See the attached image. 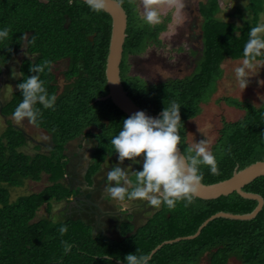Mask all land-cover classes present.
<instances>
[{
  "label": "trees",
  "instance_id": "1",
  "mask_svg": "<svg viewBox=\"0 0 264 264\" xmlns=\"http://www.w3.org/2000/svg\"><path fill=\"white\" fill-rule=\"evenodd\" d=\"M120 4L127 14L120 62L123 88L150 115L161 112L171 101L178 102L182 120L179 147L190 155L191 146L185 142L186 123L200 113V103L216 91L223 60L245 59L243 47L249 29L257 25L259 12L264 11V0H250L251 16L240 24L219 17L218 0L199 2L202 42L200 50H194L193 70L156 83L129 74L128 58L149 45H158L164 27L141 21L129 0ZM237 9L234 13L242 16ZM4 27L9 34L0 40V74L2 65L15 58L27 31V50L35 55L21 61L17 84L36 74L30 72V66L48 61L39 77L48 93L56 96V102L53 108L35 105L40 110L35 124L45 128L55 142L52 154L31 155L21 150L26 138L11 120L23 99L20 89L14 90L7 101L2 100L0 116L5 119V127L0 131V264H126L127 254L150 253L165 240L194 234L205 219L218 211L243 214L256 207L255 199L235 191L214 199L197 197L188 206L179 201L172 209L162 203L143 224L125 222L118 237L95 231L81 218H36L43 204L50 211L51 201H66L74 192L61 181L66 172L65 144L90 128L83 134L97 140L90 174L115 153L110 138L118 133L128 115L111 99L101 98L108 92L104 69L111 17L107 12H92L82 0H0V28ZM62 59L66 60L62 72L65 81L57 93L60 86L52 69L53 63ZM257 60H264V56ZM222 100L243 109L244 114L234 121H222L210 147L219 175L212 174L207 165H200L202 182L206 184L229 178L236 167L264 159V101L255 106L229 96ZM43 174L48 175L49 184L10 200V187L21 186L26 179L38 181ZM243 189L259 194L264 201V176L256 177ZM61 225L67 226L63 235L59 232ZM62 240L72 245L68 253L63 251ZM105 256H111V260ZM230 257L243 264H264V203L253 218L216 217L193 238L163 243L151 255L149 264H200L202 258H206V264H227Z\"/></svg>",
  "mask_w": 264,
  "mask_h": 264
},
{
  "label": "clouds",
  "instance_id": "2",
  "mask_svg": "<svg viewBox=\"0 0 264 264\" xmlns=\"http://www.w3.org/2000/svg\"><path fill=\"white\" fill-rule=\"evenodd\" d=\"M83 2L95 13H101L107 7V0ZM121 2L122 0H114V5L118 6ZM160 2L161 0H141L142 13L138 18L148 25L159 24L162 19L158 8ZM8 34L7 27L0 28V40ZM243 54L245 59L234 69L242 89L248 83L252 70L264 65V61L255 62L256 57L264 56V25L249 29ZM49 63L45 61L44 64L30 66V72L36 74L29 75L18 83L17 87L23 99L12 113L15 121L21 122L26 118L35 123L40 115V110L35 107L37 103L43 108L54 107L56 96L48 93L44 81L39 77ZM180 106L178 102L171 101L162 109L159 118L147 115L144 110H137L122 120V127L110 138L116 160L120 162L112 165L106 172L107 192L111 198L118 201L140 199L155 208H159L163 203L172 209L179 201L188 206L194 202L200 191L203 179L200 165H207L212 174L219 175L216 157L206 147L205 139H200L188 148L190 155H185L180 150ZM126 158L131 164L141 165L134 172V181L129 178L125 168L121 167ZM66 231L67 226L61 225L60 234L63 235ZM61 243L64 253H68L72 247L71 243L64 240ZM105 258L111 260V256ZM124 259L126 264H149L151 253L139 256L129 253Z\"/></svg>",
  "mask_w": 264,
  "mask_h": 264
},
{
  "label": "rangeland",
  "instance_id": "3",
  "mask_svg": "<svg viewBox=\"0 0 264 264\" xmlns=\"http://www.w3.org/2000/svg\"><path fill=\"white\" fill-rule=\"evenodd\" d=\"M131 7H136L142 13L141 0H129ZM207 0H161L158 5L161 13V22L156 25L163 26L160 31L158 45H149L140 54L130 56L128 58L129 74L138 75L149 83H156L170 77H182L191 73L194 66V50L201 48V14L199 13V2ZM250 0H218L220 5L219 17L227 20H233L240 24L244 18L251 16V11L248 8ZM239 7V9H237ZM241 11L242 16L237 15ZM257 25H264V11L259 12ZM24 55V49H20L15 58L12 59L6 66V72L0 77V100L7 101L17 87L18 65L20 59ZM244 59L225 58L222 62L223 73L217 82L216 91L208 98L207 101L201 102V111L195 117L189 119L186 123V139L185 142L192 146L200 139L207 141L206 147L210 150L211 145L215 142L219 129L222 126V121H234L243 116L244 110L227 105L222 98L229 96L239 100H245L255 106H260L264 101V65L256 67L250 73L248 83L242 89L236 79L234 69L239 66ZM264 60H257L261 62ZM254 62V63H255ZM54 73L57 75L60 82L63 78V70L66 67V60L58 61L55 65ZM12 122L17 126H25L27 132H33V128L26 126L27 121L24 119L21 122ZM5 127V120L0 116V131ZM30 130V131H29ZM94 147L97 145L95 137H91ZM87 139V138H86ZM86 142L85 138L80 139ZM38 147V146H37ZM31 146H22L21 150L32 153ZM91 153L92 158L94 154ZM90 155V157H91ZM138 164L133 172L129 173V178L135 180L134 172L139 169ZM47 174H43L38 181L26 179L21 186L10 187V200H14L18 195L28 194L41 190L45 185L49 184ZM106 185V184H105ZM108 185V184H107ZM126 202V200H125ZM52 210L48 212L46 205L43 204L37 211L38 217L48 216L52 218L51 212H59L62 203H53ZM122 204V203H121ZM120 206V204H119ZM153 208V207H152ZM125 209V207H124ZM153 212L149 210L147 215L139 218L137 224H143L147 217ZM50 215V216H49ZM128 217V218H127ZM78 218L82 219L79 215ZM130 215H124L122 219L113 217L110 220L116 228H109L105 232L108 235L118 237L120 235V227L125 222L129 221ZM130 222V221H129ZM200 264H206V258H202ZM227 264H243L235 257H230Z\"/></svg>",
  "mask_w": 264,
  "mask_h": 264
},
{
  "label": "flooded vegetation",
  "instance_id": "4",
  "mask_svg": "<svg viewBox=\"0 0 264 264\" xmlns=\"http://www.w3.org/2000/svg\"><path fill=\"white\" fill-rule=\"evenodd\" d=\"M27 37H28L27 31H25V33L23 34L22 41H21V46L17 50V52H18L20 49H22V48L24 49V55L19 61L18 72H19L21 61L24 60L25 58L32 59L33 56L35 55L34 53L28 52V50H27V40H28ZM17 52H16V54H17ZM62 60H64V59H62ZM59 61H61V60H59ZM56 63H53V66H54V69H52L53 71H56L55 70ZM7 64L2 65V72L0 74V77L3 75V72H6V68H7L6 65ZM56 78H57V82L59 83V86H60L58 91H57V93H58L60 89H63V86H64L63 83L65 80H64V75L62 78L63 82L59 81L57 75H56ZM0 104L1 105L3 104L2 100H0ZM25 120L27 121L26 126H28V127L30 126L31 128H33V132H31L30 130H29L30 132H27V130L24 129L25 126L22 127V126H17L15 124L19 129L22 130V132L26 138V142L23 146H26V147L31 146L33 148L32 149L33 152L30 153L31 155L37 154L39 152H44L46 154H52L51 151L53 150V148L55 146V142L52 140L51 134L45 128H43V127H41V126H39L33 122L28 121L26 118H25ZM88 129H90V128L85 129L82 132L80 137L78 136V137L73 138L70 141H68L67 144H65V148L63 150V152L67 155L68 151H71L74 148V146H76L77 149L78 148L82 149V153H83L81 158L76 162L67 158V157L65 159L66 160L65 167H66V170H68V172L64 174V176L61 178V181L64 182L63 179L65 178L67 180L66 182H68L67 185H68L69 189H71L74 192L66 201H64L63 206H69L68 209L71 213L81 212L80 215L83 218H86V219L89 217L93 218L92 220L94 221L95 225L98 224L96 222L98 219V221H99L98 228H99V226H102V227L107 226L108 229L109 228H116L117 225H113V223L110 219L113 217H119L120 219H122L124 215H130V219H128L130 222H133L134 224L138 223L139 218L147 215L149 210H151V209L154 210L155 207L147 204L145 201L140 200V199H135V200H131V201L126 200V202H125V201L114 200L113 198H111L109 196V194L107 192L108 182L106 181L105 177H106L107 170L112 165H114L116 163H120L116 160V153H113V154H110L109 156H107L105 158V160L102 162L101 166L97 170H95L94 172H91L89 174V171H90L91 165H92V161H93L91 153H93L94 143L92 141V138L85 137L83 135L85 132H87ZM83 138H85V140H87V141L83 142L80 140ZM78 142L80 144H78ZM90 155H91V157H90ZM137 164L140 166L139 163H137ZM121 167L125 168V170L129 174L130 172L134 171V169L136 168V164H131L130 161H128V159L126 158L125 161L123 163H121ZM137 168H138V166H137ZM70 173H72L73 175H71ZM47 178H48V175H47ZM69 178H72V179H69ZM71 182H72V185H71ZM107 197L110 198L112 202L116 201L118 203L117 204V210H116L117 212H113L107 216H103V215H100L99 213H97L96 210H94L93 213H89L88 211H86L84 209V207L86 208L87 205L82 200H91V202L96 203V205L100 206L103 203L102 200L108 199ZM75 202L81 203V210L78 211V210H75V208H73L72 205H74ZM119 204H120V206H119ZM122 207H123V209H121ZM124 207H125V209H124ZM95 208L97 209V207H95ZM94 230H95V228H94ZM102 232L106 233L105 229H102Z\"/></svg>",
  "mask_w": 264,
  "mask_h": 264
},
{
  "label": "water",
  "instance_id": "5",
  "mask_svg": "<svg viewBox=\"0 0 264 264\" xmlns=\"http://www.w3.org/2000/svg\"><path fill=\"white\" fill-rule=\"evenodd\" d=\"M105 12H107L111 17V32L104 69L108 92L101 98L111 99V101L119 109L129 116L133 112L143 109L129 97L127 91L123 88L120 78V62L122 58L123 43L126 37L125 30L127 25V14L121 4L118 6L114 5V0H107ZM160 113L161 112L150 115L146 112L147 115L154 118H159ZM259 176H264V159L254 161L240 169L236 167L232 175L227 179L208 184L201 182L200 191L197 197L203 199H214L220 197L221 195H228L235 191L242 197L255 199L257 201V205L251 212L243 214L218 211L205 219L194 234L176 237L172 240H165L151 250V255L165 242H173L183 238L195 237L199 234L202 227H204L211 219L216 217H226L231 219L253 218L261 209L264 201L259 194L245 191L243 187Z\"/></svg>",
  "mask_w": 264,
  "mask_h": 264
},
{
  "label": "crops",
  "instance_id": "6",
  "mask_svg": "<svg viewBox=\"0 0 264 264\" xmlns=\"http://www.w3.org/2000/svg\"><path fill=\"white\" fill-rule=\"evenodd\" d=\"M78 144H80V143L78 142ZM82 155H83L82 149H79V148L77 149L76 146H74V148L71 151H68L67 155L65 154V159L67 157V158H69V159H71V160H73V161L76 162V161H78L81 158ZM67 172H68V170H66L65 173H67ZM70 174L73 175L72 173H70ZM69 179H72V178H69ZM63 180H64L63 183L65 185H67V183H68V182H66L67 180L65 178ZM71 185H72V182H71ZM67 187H68V185H67ZM82 201H84L86 203L87 206H86V208L84 207V209L86 211H88L89 213H93L94 210H96V212L99 213L100 215L107 216V215H109V214H111L113 212H117L116 210H117V204L118 203L116 201L115 202H112L110 198L105 199V200H102L103 203L100 206L96 205V203L91 202V200H82ZM53 203H55V204L62 203V206H63L64 200H61L59 202H57V201H51L50 202V205H51L50 211L52 210V205L54 206ZM72 206H73V208H75V210H78V211L81 210V203H78V202L76 203L75 202V204L72 205ZM95 207H97L98 210ZM60 208L61 209L57 213H55L53 211L51 212L52 218H54V219H58V218H63V219H65V218H78L79 215H80V213H81V212L71 213L69 211V209H68L69 206H63V207H60ZM121 209H123V207ZM50 211H48V212H50ZM82 219L85 220L86 222L90 223L93 226V229L95 228V231H102V229H105V231H106L108 229L107 226H103V227L102 226H99V228H98V224H99L98 219L96 221L98 223L97 225L94 224V221L92 220L93 218H90L89 217V218L86 219V218H83L82 217Z\"/></svg>",
  "mask_w": 264,
  "mask_h": 264
}]
</instances>
